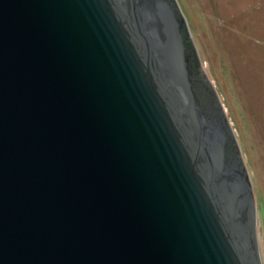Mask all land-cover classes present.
Listing matches in <instances>:
<instances>
[{
    "label": "water",
    "instance_id": "95a60500",
    "mask_svg": "<svg viewBox=\"0 0 264 264\" xmlns=\"http://www.w3.org/2000/svg\"><path fill=\"white\" fill-rule=\"evenodd\" d=\"M241 160L176 0H0V264H260Z\"/></svg>",
    "mask_w": 264,
    "mask_h": 264
},
{
    "label": "rangeland",
    "instance_id": "374dc122",
    "mask_svg": "<svg viewBox=\"0 0 264 264\" xmlns=\"http://www.w3.org/2000/svg\"><path fill=\"white\" fill-rule=\"evenodd\" d=\"M251 182L264 264V0H176Z\"/></svg>",
    "mask_w": 264,
    "mask_h": 264
}]
</instances>
